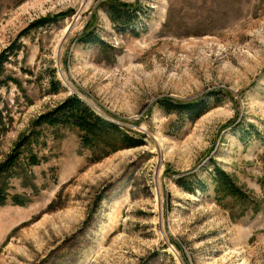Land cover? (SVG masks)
Here are the masks:
<instances>
[{
	"label": "rangeland",
	"instance_id": "374dc122",
	"mask_svg": "<svg viewBox=\"0 0 264 264\" xmlns=\"http://www.w3.org/2000/svg\"><path fill=\"white\" fill-rule=\"evenodd\" d=\"M105 1L0 0V51L23 43L0 163L72 94L144 141L96 158L44 126L40 162L0 179V264H264V0H115L148 9L128 31ZM214 167L245 196L219 192Z\"/></svg>",
	"mask_w": 264,
	"mask_h": 264
},
{
	"label": "trees",
	"instance_id": "16d2710c",
	"mask_svg": "<svg viewBox=\"0 0 264 264\" xmlns=\"http://www.w3.org/2000/svg\"><path fill=\"white\" fill-rule=\"evenodd\" d=\"M106 1H108V4L107 7H104V10L109 13L110 19L122 25L121 29L118 28L119 30L126 28L128 31L130 26L139 20L140 14H146L148 12L147 8H141L138 5L133 6L127 2L115 0ZM48 20L49 18H43L33 24L36 26H43ZM97 40L100 41L99 39ZM22 48L23 43L14 40L0 51V88L7 87L11 82L19 85L18 79L7 73V65L12 62V58L17 56L19 50ZM48 86H50L48 92H56L57 88L59 90V81L50 77ZM160 104L166 112H176L178 115H185L191 120L197 119L206 109L205 103H198V101L195 103L187 102L173 104L168 100H163ZM9 107L10 106L7 105L0 95V123L12 121ZM32 124L33 128L17 142L6 160L0 163V179L5 181L8 177L22 174L26 170L23 164L34 165L40 162L37 153H33L31 145L38 142L42 132L41 129L44 126L50 128L56 126L75 128L78 132L81 144L89 148L95 154L96 158L98 157L96 152L99 150L103 151L102 154H107L120 147L139 146L144 142L141 135L129 134L123 131L115 123L97 114L84 102V100L80 99L75 94L67 96L54 107L42 113ZM25 155L27 163L24 161L25 157H21ZM211 177L216 184L215 188L219 192L224 191L226 194L240 198L245 196L244 192L237 187L219 167H214ZM178 180H180V178ZM4 191L5 184L0 186V202H4L5 200L6 195Z\"/></svg>",
	"mask_w": 264,
	"mask_h": 264
}]
</instances>
